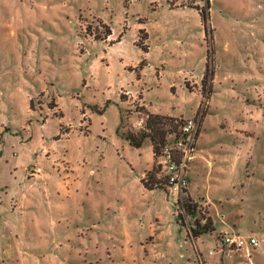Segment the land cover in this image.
<instances>
[{
    "label": "rangeland",
    "instance_id": "rangeland-1",
    "mask_svg": "<svg viewBox=\"0 0 264 264\" xmlns=\"http://www.w3.org/2000/svg\"><path fill=\"white\" fill-rule=\"evenodd\" d=\"M234 23L264 25V0H0V183L8 184L12 176L21 178L25 165L26 178L33 177L29 190L38 196L60 195L66 219H78L82 233L91 231L100 264L122 259L138 264L159 205L139 198L135 180L150 162L148 142L138 150L122 149L115 140L117 89L133 80L130 66L137 69L145 59L150 100L170 111L187 112L195 105L196 96L189 91L197 86L192 81L201 74L204 54L205 66L213 74L215 46L219 48L227 34L219 30ZM108 29L116 38L122 35L120 42L107 45ZM135 44L149 45L148 52ZM202 79L205 98L210 78L204 83ZM106 100L111 102L106 112H95L101 106L93 103L107 104ZM136 101L122 110L124 131L134 130L132 110L142 108ZM219 113L231 115L232 110ZM182 117L188 116L172 119ZM262 142L264 134L255 140L257 151L264 148ZM34 166L40 168L37 173ZM249 172L241 169L234 178L239 179L237 184L223 182V175L213 173L211 178L218 181L208 192L206 178L199 179L197 197H209L214 229L200 235L191 260L249 264L243 249L229 250L222 244L229 232L254 236L258 245L249 247L253 264H264V174ZM40 173L42 177L37 176ZM194 202L197 213L176 216L189 232L196 219L210 218L208 207ZM32 209L17 221L19 226L43 225L40 208ZM124 216L132 220L127 233L120 229ZM162 224L170 227L167 220ZM177 232L167 231L157 240L155 248L162 254L151 262L167 264L192 249L183 232ZM23 234L22 245L37 250L39 260L46 257V249L56 256L60 251L52 240L42 241L41 234Z\"/></svg>",
    "mask_w": 264,
    "mask_h": 264
},
{
    "label": "crops",
    "instance_id": "crops-1",
    "mask_svg": "<svg viewBox=\"0 0 264 264\" xmlns=\"http://www.w3.org/2000/svg\"><path fill=\"white\" fill-rule=\"evenodd\" d=\"M219 31L227 34L223 36L219 48L215 46V67L208 81L211 90L205 98L200 91V80L203 76L207 56L205 53L201 74L192 81L196 82L197 86L195 90L189 91L196 96L195 105L187 112H183L181 109H174L172 112L167 110L163 104L153 103L150 100L152 88L147 86L144 73L145 59H142L144 64L137 69L136 66H130L135 73L133 80L125 85H120L117 89L115 101L118 107V120L115 124V140L119 142L122 149L129 146L138 150H141L143 144L148 142L150 162L135 177V180L138 182L139 198L147 202L151 200L159 205L153 214L154 221H150L148 224L147 242L142 245L141 258L138 264H162L151 262V258L157 259L162 254L156 250L155 244L167 231L170 232V235L176 234L174 231H178L179 234L183 232L186 237L184 239L185 244L192 248L188 253L185 249V254H180L181 257H177L178 259L175 261H168L167 264L203 263L202 260L200 262L191 260L193 248L198 251L197 240L201 236L194 239L189 230L179 223L176 219L174 205L169 200L163 186L150 188L143 182L149 173H151L150 180L155 179V155L152 142L148 137L141 142L140 146L130 144L125 137L129 131L122 129V121L124 120L122 110L130 107L132 102L137 100L136 102L147 113L171 117L197 114L200 117L196 148L188 171L187 195L192 200L199 201L208 207V214L213 223L209 197L207 194L200 198L197 197L200 178H206V191L208 192L213 186L212 182L218 181L211 178L213 173L223 175L222 181L231 184L238 183L239 179L234 178L240 174L241 169L250 170L249 173L252 176L256 173L264 174V148L257 151L255 147V140L264 134V25L234 23L222 27ZM121 36L116 38L113 29H111L107 39L111 41L107 42V45L111 46L120 42ZM215 37L214 35V43ZM148 49L144 52L147 53ZM157 77V82L160 85L161 71ZM106 102H108L106 106L104 103L102 105L93 103L101 106L100 110L95 112L104 114L111 106L109 100ZM202 106L204 107L202 108ZM222 109L232 110V114H220ZM86 110L84 107L82 115H86ZM84 126L86 129L88 128L87 125ZM209 129H212L210 135H208ZM136 132V128H134L131 133ZM42 147L45 151L49 150L44 143H42ZM48 156L49 154H46L45 157ZM37 176L42 177V173ZM31 179L26 178L24 165L21 178L17 179L16 176H12L8 184L0 183V264H100L96 260L97 246L95 243H91V231L88 235L82 233L81 227L78 226V219H66L67 216L61 211L66 206L63 204L60 195L47 192L38 196L29 190ZM157 201L161 202L158 203ZM36 207L40 208V218L43 225L40 228L30 229L19 226L17 221L23 215H30L33 211L32 208ZM163 219L167 220L170 225L168 230L162 224ZM174 219V223L171 224ZM131 221L128 216L122 217L120 228L122 232L127 233L128 224ZM26 232L31 235L41 234L42 241H47V244L49 240H52L54 248L57 247L60 250L57 256L55 252H49L46 249V257L42 256L39 260L36 256L37 250L22 245L21 237ZM87 236L89 237L86 238ZM128 251L129 248L123 252L125 257L128 256ZM53 256L56 258L53 259ZM111 264L129 263L122 259L115 263L111 262ZM207 264L209 263L207 262ZM249 264H253L252 255Z\"/></svg>",
    "mask_w": 264,
    "mask_h": 264
},
{
    "label": "built area",
    "instance_id": "built-area-1",
    "mask_svg": "<svg viewBox=\"0 0 264 264\" xmlns=\"http://www.w3.org/2000/svg\"><path fill=\"white\" fill-rule=\"evenodd\" d=\"M139 106H141L139 104ZM135 117L131 124L140 130L145 127L148 113L144 109H133ZM131 117V116H129ZM130 119V118H129ZM166 127L165 136L158 151L155 153V181L163 186L169 200L174 205L176 215L190 217L184 206V197L187 195L189 181L188 171L194 157L197 131L200 124L199 116L173 118ZM37 173L39 167H31ZM198 207L196 206L197 213ZM204 223L205 219L201 218ZM222 244L229 250H244V255L250 260L249 247H256L258 240L254 236L244 237L238 233H225Z\"/></svg>",
    "mask_w": 264,
    "mask_h": 264
},
{
    "label": "trees",
    "instance_id": "trees-1",
    "mask_svg": "<svg viewBox=\"0 0 264 264\" xmlns=\"http://www.w3.org/2000/svg\"><path fill=\"white\" fill-rule=\"evenodd\" d=\"M200 14L202 16V21L204 23V26L206 25V14L205 12L201 9ZM206 30V28L204 29ZM111 31L108 29L107 30V35H109ZM138 45V44H136ZM143 51H147L148 46H140L138 45ZM141 60L140 62H142ZM212 72L207 69V65L205 66V72L203 74V83L205 82V79L211 78ZM105 104L104 106H106ZM172 119L170 116H165V115H159V114H153V113H148V117L146 119L145 127L143 129H140L136 133H131L127 132L125 134V137L129 140L130 144L134 146H140L141 142L145 138H149L152 142L153 145V150H154V155L158 151L160 145L163 142L165 132L167 128L165 127L166 124H168L169 120ZM151 179V173L148 174V177L146 180H143L144 184L147 187H154V186H159L158 183H156L155 180H150ZM184 206L186 209V212L189 215H194L196 212V206L197 203L194 202L188 195L184 197ZM178 216V215H177ZM214 227L211 224V218L207 217L206 221L204 223H201L200 220L196 219L194 226H191L190 228V233L192 237H197L200 236L201 234L207 233L211 230H213Z\"/></svg>",
    "mask_w": 264,
    "mask_h": 264
}]
</instances>
